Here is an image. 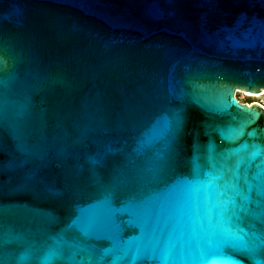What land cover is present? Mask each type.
<instances>
[{
	"label": "water",
	"instance_id": "1",
	"mask_svg": "<svg viewBox=\"0 0 264 264\" xmlns=\"http://www.w3.org/2000/svg\"><path fill=\"white\" fill-rule=\"evenodd\" d=\"M238 89L264 91V0H0V264H198L229 220L254 251L224 254L264 264V104Z\"/></svg>",
	"mask_w": 264,
	"mask_h": 264
},
{
	"label": "snow or ice",
	"instance_id": "2",
	"mask_svg": "<svg viewBox=\"0 0 264 264\" xmlns=\"http://www.w3.org/2000/svg\"><path fill=\"white\" fill-rule=\"evenodd\" d=\"M163 174V169L157 171L158 178ZM192 181L186 176H174L164 185L166 192H180L189 188ZM234 203V202H233ZM169 224V243H175L178 249L183 251L182 245L185 241H194L203 232L199 222L195 219L192 211L186 207L185 203L177 201L168 211ZM248 233L243 229L234 227L229 220L227 226L220 234L219 244L214 249L215 254H210L207 251H200L197 246L196 259L198 264H239L231 256L224 254V249L235 248L244 252L251 253L254 248L250 245ZM167 248V247H166ZM161 264H167V261H162Z\"/></svg>",
	"mask_w": 264,
	"mask_h": 264
},
{
	"label": "rangeland",
	"instance_id": "3",
	"mask_svg": "<svg viewBox=\"0 0 264 264\" xmlns=\"http://www.w3.org/2000/svg\"><path fill=\"white\" fill-rule=\"evenodd\" d=\"M243 91V90H242ZM237 97L240 99V100H244V101H250V100H253V101H259L261 103H264V96H259V97H254V96H247L244 92H238L237 90V93H236Z\"/></svg>",
	"mask_w": 264,
	"mask_h": 264
},
{
	"label": "bare ground",
	"instance_id": "4",
	"mask_svg": "<svg viewBox=\"0 0 264 264\" xmlns=\"http://www.w3.org/2000/svg\"><path fill=\"white\" fill-rule=\"evenodd\" d=\"M244 92L247 96H254V97H259V96H264V91L262 93H249V92H245V91H242L240 89H238V92Z\"/></svg>",
	"mask_w": 264,
	"mask_h": 264
},
{
	"label": "flooded vegetation",
	"instance_id": "5",
	"mask_svg": "<svg viewBox=\"0 0 264 264\" xmlns=\"http://www.w3.org/2000/svg\"><path fill=\"white\" fill-rule=\"evenodd\" d=\"M245 102H249V103H251V102H256V101L250 100V101H245ZM257 102H259V101H257Z\"/></svg>",
	"mask_w": 264,
	"mask_h": 264
},
{
	"label": "built area",
	"instance_id": "6",
	"mask_svg": "<svg viewBox=\"0 0 264 264\" xmlns=\"http://www.w3.org/2000/svg\"><path fill=\"white\" fill-rule=\"evenodd\" d=\"M242 101V100H241ZM243 102H245L244 100H243ZM264 104V103H263Z\"/></svg>",
	"mask_w": 264,
	"mask_h": 264
}]
</instances>
